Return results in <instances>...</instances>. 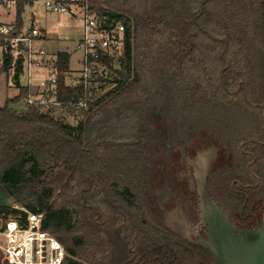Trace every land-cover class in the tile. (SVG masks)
Returning a JSON list of instances; mask_svg holds the SVG:
<instances>
[{"label":"trees","instance_id":"trees-1","mask_svg":"<svg viewBox=\"0 0 264 264\" xmlns=\"http://www.w3.org/2000/svg\"><path fill=\"white\" fill-rule=\"evenodd\" d=\"M86 2L127 27L118 85L76 125L33 106L15 109L27 93L20 87L0 107V184L44 214L43 228L67 251L64 264H213L208 249L163 221L157 190L173 192L177 144L211 134L230 156L208 179L212 194L233 215L261 216L264 0ZM58 60V99L80 98L66 84L68 54ZM11 63L4 59L0 79ZM8 217L26 220L0 206V220Z\"/></svg>","mask_w":264,"mask_h":264},{"label":"built area","instance_id":"built-area-1","mask_svg":"<svg viewBox=\"0 0 264 264\" xmlns=\"http://www.w3.org/2000/svg\"><path fill=\"white\" fill-rule=\"evenodd\" d=\"M87 0H26V6L40 4L47 12L67 14L80 21L77 47L81 50L80 68L72 70L68 58L66 84L77 87L82 96L60 101L58 84L61 74L58 54H53L41 42L55 34L53 29L37 26L30 13L27 22L18 23V7L22 0H0V65L10 57L11 75L23 77L20 87L27 88L23 98L33 106L55 117L80 120L79 112L87 111L97 97L113 91L117 85L120 61L127 43V27L122 21L109 20L90 9ZM22 79V78H21ZM74 111V113L72 112ZM69 123V122H68ZM26 220L11 218L0 229V248L8 264H64V245L43 228V213L21 209Z\"/></svg>","mask_w":264,"mask_h":264},{"label":"rangeland","instance_id":"rangeland-1","mask_svg":"<svg viewBox=\"0 0 264 264\" xmlns=\"http://www.w3.org/2000/svg\"><path fill=\"white\" fill-rule=\"evenodd\" d=\"M32 13L35 16V22L37 26H44L53 29L54 35H57L60 39L59 45L68 50L71 55L70 67L72 70L77 71L80 68L79 59L81 56V50L77 47V39L80 33V21L74 19L67 14H60L56 12H47L39 4H34L33 6H26L24 10V16L26 21H29V14ZM8 79L3 75L0 79V105L4 104L6 96H11L12 91L7 88ZM12 106L21 110L23 102L12 104ZM158 115V114H157ZM70 124L76 125V121L68 119ZM206 136V135H205ZM207 136H212L207 134ZM185 144L182 147H187ZM204 146V145H203ZM216 144L212 143L209 146H204V148L198 149L195 153H192V158H190V163H185L184 160L180 158V152H175L172 159L177 158V163L173 165L174 167V178L177 180V185L180 188L179 192H172L171 197L173 203L169 206L170 202L168 194L164 190H160L157 194L158 201L161 202L162 199H166L165 205L163 206L167 212L164 216V222L170 226L174 231L181 233L184 236H188L192 232V228L199 225L201 220V214L199 209H187L184 205H180V199L182 200L185 195L198 194V182H197V171L195 164L202 165L207 176L213 168L222 165V161L218 158L213 157V150L216 148ZM190 156V155H189ZM171 167V164H170ZM173 170V169H172ZM162 205V204H161ZM10 207L23 209L25 207L19 205L13 200ZM168 207V208H167ZM13 217H8L6 221H0V229L8 223ZM5 223V224H4Z\"/></svg>","mask_w":264,"mask_h":264},{"label":"water","instance_id":"water-1","mask_svg":"<svg viewBox=\"0 0 264 264\" xmlns=\"http://www.w3.org/2000/svg\"><path fill=\"white\" fill-rule=\"evenodd\" d=\"M199 166L202 169L199 170ZM195 167L198 182L197 193L202 206V214L205 215V231L210 239L201 244L212 254L214 264H264V203L261 218L256 221L255 225L239 229L229 222L223 209L215 200L209 202L212 213L209 211L211 208L207 206L205 199L207 174L199 163L195 164ZM184 237L191 239L190 235Z\"/></svg>","mask_w":264,"mask_h":264},{"label":"flooded vegetation","instance_id":"flooded-vegetation-1","mask_svg":"<svg viewBox=\"0 0 264 264\" xmlns=\"http://www.w3.org/2000/svg\"><path fill=\"white\" fill-rule=\"evenodd\" d=\"M212 143L216 144V148H214L213 150V157L218 158L219 160H221L223 163L221 166L213 168L210 173L207 176V180H206V186H205V199H206V204L209 208L210 207V201H216L221 208L223 209L224 214L228 217V220L230 223H232L233 225L237 226L239 229L245 228L247 226H254L256 221L259 220L261 218V216H258L256 211H248L246 213H244V209L242 208L241 211L238 213V216L233 215L230 211H228L217 199L216 197L212 194L211 190L208 187V179L209 177L217 170V169H221L223 168L230 159V156L228 153H226V151L217 143V141L213 138V136H206L204 135L200 140L191 142V143H180L177 144L176 148L174 149V153L175 152H180V158L182 160H184L185 163H190L192 158V153H195L198 149L200 148H204V146H209ZM185 144H187V147H182ZM204 145V146H203ZM190 155V156H189ZM177 163V158L174 160L172 159L170 164V175L172 176V181H173V186L172 189L174 192H179L180 188L177 185V180L174 178V166ZM164 169V166H162ZM200 169H202L199 166ZM173 169V170H172ZM199 169V170H200ZM205 171V170H203ZM201 172V171H200ZM234 186V183H233ZM159 193V190H157V194ZM238 193H242L241 190L238 191ZM160 197L161 195L158 194ZM169 199L167 200V202H170L169 206L173 203L172 197L170 194H168ZM186 197H184L182 200L180 199L179 204L180 205H184L185 208L187 209H199L200 214H201V220L198 226L192 228V232L190 234V238L188 239L191 242H193L194 244L200 245L202 247H204L201 243L204 241H210L209 236H207L206 234V227H205V215L202 214V210H201V204H200V200H199V196L198 194H190V195H185ZM165 201L166 199H162L161 202H159V209L161 211V215H162V219L164 221V216L167 212V210L163 207L165 205ZM264 203V200L262 202V204ZM162 204V205H161ZM168 208V207H167ZM262 209V208H261ZM211 210V209H209ZM206 248V247H205ZM207 249V248H206ZM212 255V254H211ZM213 257V256H212ZM213 264H214V258H213Z\"/></svg>","mask_w":264,"mask_h":264},{"label":"crops","instance_id":"crops-1","mask_svg":"<svg viewBox=\"0 0 264 264\" xmlns=\"http://www.w3.org/2000/svg\"><path fill=\"white\" fill-rule=\"evenodd\" d=\"M79 37H80V33H79ZM79 37H78V39H79ZM58 42H60L59 37L57 35H52L46 41L41 42V45L46 46L51 51V53H53V54H58L60 52H64V53L68 54V58H69V62H70V58H71L70 53L68 52V50H66L63 47V45H59ZM6 78L8 79L7 88H8V90L12 91V94H11V96H6V98L4 100V104H5L7 99H12V98H15L19 95L20 84L22 83L21 80H24V78L19 77V75H11V74L6 76ZM20 102H23L24 107L18 111H22L26 107V104L24 103L23 100ZM4 104L0 105V107L4 106ZM12 203H13V199L7 195L4 187L0 184V206H11ZM2 261H3V252L0 248V264Z\"/></svg>","mask_w":264,"mask_h":264},{"label":"bare ground","instance_id":"bare-ground-1","mask_svg":"<svg viewBox=\"0 0 264 264\" xmlns=\"http://www.w3.org/2000/svg\"><path fill=\"white\" fill-rule=\"evenodd\" d=\"M200 169V168H199ZM209 211H211V213H212V208H211V210H209Z\"/></svg>","mask_w":264,"mask_h":264}]
</instances>
